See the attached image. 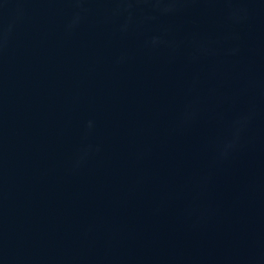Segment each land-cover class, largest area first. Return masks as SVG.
Instances as JSON below:
<instances>
[{
	"label": "water",
	"instance_id": "95a60500",
	"mask_svg": "<svg viewBox=\"0 0 264 264\" xmlns=\"http://www.w3.org/2000/svg\"><path fill=\"white\" fill-rule=\"evenodd\" d=\"M0 264H264V0H0Z\"/></svg>",
	"mask_w": 264,
	"mask_h": 264
}]
</instances>
